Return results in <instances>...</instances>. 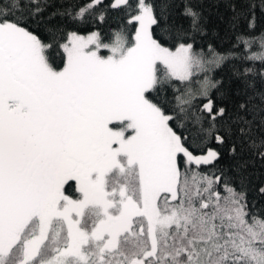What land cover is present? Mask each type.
<instances>
[{"label": "snow or ice", "instance_id": "obj_1", "mask_svg": "<svg viewBox=\"0 0 264 264\" xmlns=\"http://www.w3.org/2000/svg\"><path fill=\"white\" fill-rule=\"evenodd\" d=\"M51 7L0 0V264H264L249 162L217 167L229 141L264 161L257 4L233 7L250 31L223 52L198 44L189 0ZM109 12L107 38L64 21ZM229 65L245 84L234 110L217 76Z\"/></svg>", "mask_w": 264, "mask_h": 264}, {"label": "trees", "instance_id": "obj_2", "mask_svg": "<svg viewBox=\"0 0 264 264\" xmlns=\"http://www.w3.org/2000/svg\"><path fill=\"white\" fill-rule=\"evenodd\" d=\"M52 7L49 11L61 10L65 8L76 9L88 2V0H49ZM105 4L110 0H104ZM185 0H177L181 9ZM193 7L201 12L203 23L205 26V34L198 37V44L207 47L211 43L220 51H225L232 47L235 42V36L241 32L250 31L248 29L247 19L241 17L236 19V12L247 13L249 5L253 2L257 4L255 9L256 27L253 30L254 35H259L264 32V12L259 8L260 0H189ZM235 7L236 12L233 11ZM57 19H60L59 17ZM64 21L71 30H78L80 33H88L91 31L99 30L105 37L117 27L119 23L118 14L116 12H109L106 16L105 22L101 23L99 20L89 19L85 23L72 21L70 18L65 17ZM187 24V21H183ZM255 50V46H254ZM259 67V65H257ZM218 78L225 81V86L231 93L230 108L234 107L240 101L246 99L245 84L232 75L231 65L225 67L222 71L218 70ZM193 87H196L193 84ZM261 84L257 82L259 89ZM255 136L257 139L264 135V129L256 128ZM235 139V137H234ZM231 141H229L223 148L219 149L222 153L221 159L217 163V167L230 169L239 161H248L246 175L248 177V198L250 202H255L257 208L264 207V197L260 196L257 192L259 186L264 185V161L258 159L252 151L246 147L243 151L239 152L236 157L229 155V148ZM208 170L210 166H204Z\"/></svg>", "mask_w": 264, "mask_h": 264}, {"label": "rangeland", "instance_id": "obj_3", "mask_svg": "<svg viewBox=\"0 0 264 264\" xmlns=\"http://www.w3.org/2000/svg\"><path fill=\"white\" fill-rule=\"evenodd\" d=\"M89 33V32H88ZM88 33H81V34H83V35H87Z\"/></svg>", "mask_w": 264, "mask_h": 264}]
</instances>
